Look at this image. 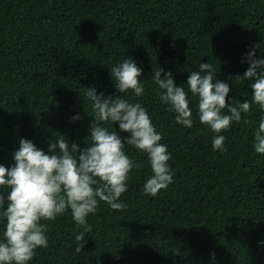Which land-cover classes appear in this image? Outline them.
Here are the masks:
<instances>
[{"label":"trees","instance_id":"trees-1","mask_svg":"<svg viewBox=\"0 0 264 264\" xmlns=\"http://www.w3.org/2000/svg\"><path fill=\"white\" fill-rule=\"evenodd\" d=\"M254 44L264 55V0H0V163H11L21 136L46 150L62 133L85 147V87L115 92L107 67L123 57L142 68L145 88L128 98L146 107L171 153V183L149 196L145 155L125 145L134 161L120 197L127 207L101 201L80 253L69 212L42 220L48 244L28 264H211L210 252L216 264H264V154L251 144L258 109L222 130L226 150L213 151L195 111L192 127L177 125L151 79L159 66L180 85L208 61L224 80L245 70L242 54ZM250 91L229 80L225 99ZM74 113L80 118L70 121Z\"/></svg>","mask_w":264,"mask_h":264},{"label":"clouds","instance_id":"clouds-1","mask_svg":"<svg viewBox=\"0 0 264 264\" xmlns=\"http://www.w3.org/2000/svg\"><path fill=\"white\" fill-rule=\"evenodd\" d=\"M258 46L254 44L242 54L245 70L224 80L214 75L208 61H199L180 85L174 83L171 71L157 66L151 76L153 91L177 125L192 127L195 111L196 119L213 133L211 149L220 152L226 150L222 130L239 122L241 114L255 105L258 118L252 128V150L264 154V55H254ZM107 70L115 92L105 95L93 86L83 92L92 111L85 147L59 132L47 139L46 150L21 136L11 151V163H0V264H28L35 250L48 244L47 226L41 221L65 211L78 229L73 252L80 253L84 236L92 228L87 217L97 211L101 201L115 210L127 207L120 197L127 190L134 161L125 152V145L142 152L149 166L142 193L155 196L171 183V153L160 142L161 133L146 107L128 98L129 91L134 97L145 91L140 80L142 68L132 58L123 57ZM229 80L247 82L250 98L241 101L233 95L226 101ZM79 118L80 114L74 113L69 120ZM117 130L127 135L121 137ZM209 257L211 264H216L213 252Z\"/></svg>","mask_w":264,"mask_h":264}]
</instances>
